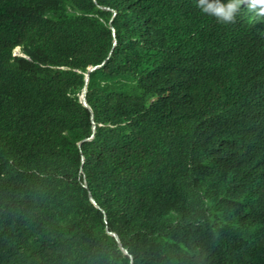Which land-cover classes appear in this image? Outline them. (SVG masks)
Returning <instances> with one entry per match:
<instances>
[{
	"label": "trees",
	"instance_id": "16d2710c",
	"mask_svg": "<svg viewBox=\"0 0 264 264\" xmlns=\"http://www.w3.org/2000/svg\"><path fill=\"white\" fill-rule=\"evenodd\" d=\"M0 264H264L263 22L0 0Z\"/></svg>",
	"mask_w": 264,
	"mask_h": 264
},
{
	"label": "clouds",
	"instance_id": "9594fccd",
	"mask_svg": "<svg viewBox=\"0 0 264 264\" xmlns=\"http://www.w3.org/2000/svg\"><path fill=\"white\" fill-rule=\"evenodd\" d=\"M196 6L203 14L221 24L233 22L238 12L252 13L263 22L264 31V0H196ZM14 54L25 55L15 50Z\"/></svg>",
	"mask_w": 264,
	"mask_h": 264
},
{
	"label": "water",
	"instance_id": "95a60500",
	"mask_svg": "<svg viewBox=\"0 0 264 264\" xmlns=\"http://www.w3.org/2000/svg\"><path fill=\"white\" fill-rule=\"evenodd\" d=\"M102 7H103V8H106V9L109 8V7H107V6H102ZM115 43H116V40H115ZM103 63H104V62H103ZM103 63H102V64H103ZM102 64H97V65H93V66H90V67H89L88 71L86 72V82L89 80L90 72L93 71V70H95L96 68H98V67H99L100 65H102ZM81 102H82L86 107H88L90 110H92L91 107H90V105H89V103H88V100H87V87H86V86L83 88V92H82V95H81ZM92 116H93V112H92ZM93 122H94V125H93V133H92V135H91L90 137H87V138H85L84 140H86V139H90V138H92V137L94 136V134H95V127H96L94 119H93ZM89 194H90V198H91V200L95 203V205H96L97 207L101 208V206L97 203V201L95 200V198L92 196L91 192H89ZM103 211H104V210H103ZM109 231H110V230H109ZM110 233H111L113 236H115V238L117 239L118 243L123 247L122 242H121V240H120L118 234H117L115 231H110ZM123 249H124V251H125L126 253H129L127 248H124V247H123ZM130 256L132 257L131 254H130Z\"/></svg>",
	"mask_w": 264,
	"mask_h": 264
},
{
	"label": "rangeland",
	"instance_id": "374dc122",
	"mask_svg": "<svg viewBox=\"0 0 264 264\" xmlns=\"http://www.w3.org/2000/svg\"><path fill=\"white\" fill-rule=\"evenodd\" d=\"M15 51H18L20 53L21 50H20V48H16Z\"/></svg>",
	"mask_w": 264,
	"mask_h": 264
}]
</instances>
